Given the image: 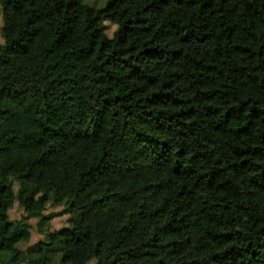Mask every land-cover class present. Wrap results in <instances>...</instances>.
Instances as JSON below:
<instances>
[{
	"label": "trees",
	"instance_id": "obj_1",
	"mask_svg": "<svg viewBox=\"0 0 264 264\" xmlns=\"http://www.w3.org/2000/svg\"><path fill=\"white\" fill-rule=\"evenodd\" d=\"M100 1L0 0V264H264V0Z\"/></svg>",
	"mask_w": 264,
	"mask_h": 264
},
{
	"label": "rangeland",
	"instance_id": "obj_2",
	"mask_svg": "<svg viewBox=\"0 0 264 264\" xmlns=\"http://www.w3.org/2000/svg\"><path fill=\"white\" fill-rule=\"evenodd\" d=\"M85 3H88L92 6H95L96 8H101L104 3H102L100 0H84ZM105 25L107 26V35L109 37H111L114 33V31L116 30V26H114L113 24L106 22ZM2 28V19L0 18V31ZM4 43V40L1 36V32H0V45H2ZM130 81V76L123 71L122 69H119L116 72L115 75V80L112 81L111 83H109L107 85L109 92L112 94L118 90H123L126 89L128 87ZM17 189V186H15V190ZM62 208L60 207H53L51 205H49L47 207V210L44 212V215H49L51 213H57L59 211H61ZM25 216V213L23 211V209L19 206V204L17 202H15L12 206V208L9 210V217L12 221H18L21 218H23ZM67 219L68 216L67 215H63L61 217H56L53 220L50 221V225H49V231H57L60 230L63 227L67 226ZM38 221L37 219H32L29 221V224L31 225V236L30 239L27 243L21 244L20 248L25 251L28 247H30L31 245L37 244L39 242H41L44 239V234L43 232H41L38 228ZM51 264H56L55 261H52Z\"/></svg>",
	"mask_w": 264,
	"mask_h": 264
},
{
	"label": "built area",
	"instance_id": "obj_3",
	"mask_svg": "<svg viewBox=\"0 0 264 264\" xmlns=\"http://www.w3.org/2000/svg\"><path fill=\"white\" fill-rule=\"evenodd\" d=\"M0 18H1V14H0Z\"/></svg>",
	"mask_w": 264,
	"mask_h": 264
}]
</instances>
